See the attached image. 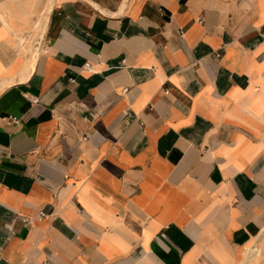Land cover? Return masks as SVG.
I'll use <instances>...</instances> for the list:
<instances>
[{"label": "crops", "instance_id": "obj_1", "mask_svg": "<svg viewBox=\"0 0 264 264\" xmlns=\"http://www.w3.org/2000/svg\"><path fill=\"white\" fill-rule=\"evenodd\" d=\"M260 33L264 0H0V264H239Z\"/></svg>", "mask_w": 264, "mask_h": 264}, {"label": "rangeland", "instance_id": "obj_2", "mask_svg": "<svg viewBox=\"0 0 264 264\" xmlns=\"http://www.w3.org/2000/svg\"><path fill=\"white\" fill-rule=\"evenodd\" d=\"M48 5L49 3L47 7ZM236 262L239 264H264V230L246 245L243 256L238 253L234 263Z\"/></svg>", "mask_w": 264, "mask_h": 264}, {"label": "built area", "instance_id": "obj_3", "mask_svg": "<svg viewBox=\"0 0 264 264\" xmlns=\"http://www.w3.org/2000/svg\"><path fill=\"white\" fill-rule=\"evenodd\" d=\"M260 37L261 38H263L264 37V34L263 33H260ZM214 56V58H218L219 57V54L218 53H215V54H213ZM84 70H89V66H88V64L87 63H85L84 65H83V67H82ZM164 93H166V91L164 90ZM36 98L35 97H33L31 100H30V103L31 104H35L36 103ZM11 121H15V119L14 118H11L10 119ZM43 217V215H42V213L41 212H37V218H42Z\"/></svg>", "mask_w": 264, "mask_h": 264}, {"label": "bare ground", "instance_id": "obj_4", "mask_svg": "<svg viewBox=\"0 0 264 264\" xmlns=\"http://www.w3.org/2000/svg\"><path fill=\"white\" fill-rule=\"evenodd\" d=\"M34 54H33V56H32V62L29 64L30 66H32L33 65V62H34V58H35V56H36V54H37V52L36 51H34L33 52Z\"/></svg>", "mask_w": 264, "mask_h": 264}]
</instances>
